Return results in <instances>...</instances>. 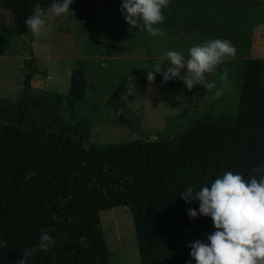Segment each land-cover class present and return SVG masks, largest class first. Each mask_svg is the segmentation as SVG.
Wrapping results in <instances>:
<instances>
[{"label": "trees", "instance_id": "trees-1", "mask_svg": "<svg viewBox=\"0 0 264 264\" xmlns=\"http://www.w3.org/2000/svg\"><path fill=\"white\" fill-rule=\"evenodd\" d=\"M179 1L192 0H170L163 12ZM52 2L0 0V9L9 10L12 25L27 28L24 19L34 5L45 10ZM93 2L73 0L69 7ZM120 3L106 5L124 24ZM165 16V24L175 23L174 14ZM25 65L22 97L0 99V240L7 242L0 264H17L42 232L54 246L38 250L28 264H110L99 211L119 205L131 212L140 264H194L188 242L206 241L214 228L208 216L190 219L187 209L198 202L186 203L179 194L189 185L194 191L209 185L227 170L247 179L264 163V60L245 61L235 113H202L166 138L109 143L88 141V119L73 124L62 113L84 94L86 82L75 85L80 70L65 94L36 92L30 87L35 67ZM205 91L203 84L189 90L179 79L166 82L172 97L201 99Z\"/></svg>", "mask_w": 264, "mask_h": 264}, {"label": "rangeland", "instance_id": "rangeland-1", "mask_svg": "<svg viewBox=\"0 0 264 264\" xmlns=\"http://www.w3.org/2000/svg\"><path fill=\"white\" fill-rule=\"evenodd\" d=\"M103 1L70 7L60 17L46 8V28L40 36L12 25L9 10L1 8L0 99L15 103L22 97L25 62L32 61L36 72L30 87L36 92L65 94L73 72L80 70L82 77L75 85L84 80V94L74 107L64 105L62 113L73 124L88 119V141L120 142L146 134L166 138L202 113L216 117L236 112L245 61L264 60V1H179L164 12L174 14L175 23L163 22L164 35L156 37L119 23L107 5L102 8ZM211 38L230 40L236 54L210 73L208 81L215 87L206 88L201 99L168 96L167 81L159 73L153 81L146 79L148 71L155 72V64L167 66L166 50L187 54L190 46ZM99 218L109 263L140 264L129 209L124 205L103 208Z\"/></svg>", "mask_w": 264, "mask_h": 264}, {"label": "clouds", "instance_id": "clouds-1", "mask_svg": "<svg viewBox=\"0 0 264 264\" xmlns=\"http://www.w3.org/2000/svg\"><path fill=\"white\" fill-rule=\"evenodd\" d=\"M71 3L73 0H53L51 15L66 14ZM169 3L170 0H121L120 11L129 26L146 31L152 37L163 36L164 29L160 25L166 19L163 10ZM45 15L44 9L36 3L31 15L24 19L27 29L35 36H40L46 28ZM164 54L167 66L162 69V62L155 64L152 68L155 72H147L148 81H153L155 73H159L163 82L179 79L189 90L196 84L212 89L215 82L207 81L206 74L214 72L228 57L235 56L236 47L228 39L211 38L190 46L187 54L176 49H168ZM133 87L134 84L129 92ZM252 171L256 175L245 179L239 172L227 170L209 185L195 191L189 185L179 194L186 203L198 202L196 208L187 209L190 219L197 215L208 216L214 228L207 234L206 241L188 242L194 264H264V163ZM6 243L0 240V247ZM54 243L49 233L42 232L37 244L26 249L17 264H28V257L38 250H48Z\"/></svg>", "mask_w": 264, "mask_h": 264}, {"label": "water", "instance_id": "water-1", "mask_svg": "<svg viewBox=\"0 0 264 264\" xmlns=\"http://www.w3.org/2000/svg\"><path fill=\"white\" fill-rule=\"evenodd\" d=\"M106 4H107V0H104L103 4H102V6H103L102 8H104L106 6ZM146 136L149 137L151 140H153L155 138V137H153L151 135H147V134H146Z\"/></svg>", "mask_w": 264, "mask_h": 264}]
</instances>
